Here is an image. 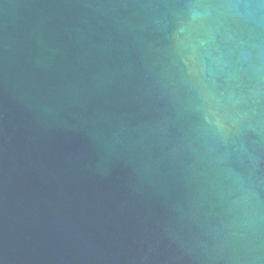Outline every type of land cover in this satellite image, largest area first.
Wrapping results in <instances>:
<instances>
[{"label": "water", "instance_id": "obj_1", "mask_svg": "<svg viewBox=\"0 0 264 264\" xmlns=\"http://www.w3.org/2000/svg\"><path fill=\"white\" fill-rule=\"evenodd\" d=\"M0 264H264V0H0Z\"/></svg>", "mask_w": 264, "mask_h": 264}]
</instances>
